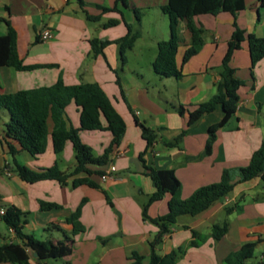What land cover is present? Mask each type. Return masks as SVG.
<instances>
[{"label":"crops","instance_id":"obj_1","mask_svg":"<svg viewBox=\"0 0 264 264\" xmlns=\"http://www.w3.org/2000/svg\"><path fill=\"white\" fill-rule=\"evenodd\" d=\"M84 2L86 6L82 7L78 0H0L3 19L0 35L6 34L9 26L13 27L23 62L46 65L26 71L0 66V94L51 85L59 77L66 84H100L124 120L126 133L105 166L90 165L89 168L104 172L114 165L116 177L102 180L96 173L79 175L88 176L96 187L87 184L74 187L73 177L65 185L56 180L35 183L22 180L15 171V162L37 170L57 163L62 171H72L76 164L73 145L68 142L63 152L56 155L50 140L45 158L46 152L33 157L26 151L13 157L1 143L9 113L0 109V179L8 178V181L4 179L5 192L0 191V203L4 204H0V210L15 206L26 213L25 233L58 241L72 235L73 225L67 219L80 207L79 221L85 231L74 236L72 254L61 258L65 264H130L133 253L142 255L143 263L148 264L152 242L160 231V225L153 219L168 213L171 195L151 203L145 216L144 205L154 186L146 170L138 171L133 161L139 159L143 166L173 169L181 182L179 198L182 200L199 187L218 182L224 169L249 163L254 151L264 142V57L251 67L246 36L252 33L264 37V6L260 0H245V8L236 15L222 11L196 16L195 21L204 29V45L182 66V77L175 78L159 76L152 65L159 41L169 38V19L161 8L167 0H127L128 6L117 4L120 12L103 14L92 4L114 7L117 0ZM135 9L139 10V18ZM87 13L101 14V18L90 20ZM110 19H117L118 23L105 26ZM145 23L149 24V30H154L149 54L138 50ZM235 23L244 31V39L234 51L231 65L235 76L245 84L238 91L236 111L216 131L211 151L206 153L209 127L223 118L222 107L204 114L190 127L187 118L190 110L216 93L222 59ZM127 24L140 36L122 61L120 45L114 41L128 33ZM46 27L52 30L53 38H41V31ZM179 33L182 42L177 54L178 65L190 43L185 20L179 22ZM94 38L111 41L104 48V55H94L90 44ZM180 105L184 108L183 115L178 111ZM66 111L72 125L79 127L78 106L72 102ZM136 121L157 132L158 137L150 147ZM183 130L187 131L178 139ZM80 137L96 155H101L112 140V134L105 130H82ZM34 158L41 159V163L33 166ZM263 181L258 176L238 183L207 210L180 216L156 243L155 252L159 255L176 252L177 264H229L226 258L230 253L246 243H255L254 255L247 263L264 264L261 259L264 255ZM41 202L56 206L42 209ZM215 224L227 225L219 240L212 235ZM16 240L11 227L0 230V245ZM5 263L9 262L0 264ZM32 263L40 264V261L32 259ZM46 263L50 264L49 260Z\"/></svg>","mask_w":264,"mask_h":264},{"label":"trees","instance_id":"obj_2","mask_svg":"<svg viewBox=\"0 0 264 264\" xmlns=\"http://www.w3.org/2000/svg\"><path fill=\"white\" fill-rule=\"evenodd\" d=\"M82 7L86 6L84 0H78ZM128 6L127 0H117L114 7L98 5L102 14L109 11H119L117 4ZM264 6V0H260ZM162 11L169 19V38L158 43L157 55L153 61L154 71L161 77H182V66L199 53L204 45V29L195 21V17L204 14H218L230 12L236 15L245 8V0H167ZM139 18V10L135 9ZM87 18L98 21L100 15L87 13ZM3 19L0 17V22ZM186 21V29L190 34V43L186 45L177 63V54L181 46L179 22ZM117 19H110L105 26H113ZM235 29L228 41L227 51L222 59L220 79L217 82L216 93L207 101L199 103L189 111L187 126L194 125L204 114L210 113L221 106L224 112L223 118L209 127L206 153L211 151L212 143L216 138V131L224 126L237 108L239 101L238 91L245 82L235 76V68L231 65L234 51L240 48L244 39V31L235 23ZM128 26V33L114 41L120 45V56L125 60V52L131 49L135 40L140 36ZM251 67L264 57V37H257L252 33L247 34ZM111 41H101L94 38L90 40L94 55H104V48ZM0 66H10L17 70H33L46 65H27L19 56L16 30L9 26L6 34L0 35ZM74 102L80 111V125H72L67 107ZM0 109L9 113V120L5 124L1 143L4 150L13 157L22 152H28L33 157H38L46 152L49 141H52L56 155L63 152L68 142L73 145L76 164L72 171H62L57 163L47 168L31 169L24 164L15 162V171L18 176L28 182L35 183L43 180H56L61 185L67 184V180L73 177L72 185L77 187L82 184L96 187L97 184L88 176L93 173L102 175L103 171H92L89 166H105L109 156L117 148L126 133V124L119 113L113 107L110 99L97 82L66 84L62 77L51 85H42L28 89H20L13 93L0 94ZM181 115L184 114L183 106L178 107ZM141 128L142 136L147 142V147L157 139L158 134L153 129L136 121ZM82 130H105L112 134L109 146L101 155H96L91 146L84 143L80 137ZM187 130H183L181 138ZM177 139V140H178ZM143 162V160H142ZM146 174L152 180L154 192L149 196L144 205V215L147 216V208L164 195L170 194L168 213L153 219L160 225V231L152 242V254L148 264H177V253L171 252L159 255L155 252V245L161 236L168 231L169 226L182 215H197L207 210L215 201L227 196L238 183L249 181L261 176L264 180V142L254 151L249 163L243 167L226 168L223 170L218 182L199 187L186 199L179 198L181 182L173 169H158L152 165H145ZM86 173L88 176L80 177ZM54 203L41 202V208H51ZM80 207L67 221L72 223V236H66L63 240L38 239L24 232L26 213L13 205L7 206L5 213H0V219L11 227L17 240L0 245V263L33 264L32 259H40V264H47L51 258H63L73 252L74 236L85 231L84 225L79 221ZM227 231V225L215 224L212 235L219 240ZM255 243H246L237 251L230 253L226 261L229 264H260L247 263L254 255ZM36 253V255H35ZM130 264H144L142 255L133 253Z\"/></svg>","mask_w":264,"mask_h":264},{"label":"rangeland","instance_id":"obj_3","mask_svg":"<svg viewBox=\"0 0 264 264\" xmlns=\"http://www.w3.org/2000/svg\"><path fill=\"white\" fill-rule=\"evenodd\" d=\"M92 6H94V7H98V5L96 4H92ZM148 25L149 24H147V23H145V25H144V27H146V29H144V31H143V33H144V38H143V40L138 44V50L140 51V50H142V51H144V53H150V50H149V48H150V46L152 45V39H153V35H154V30H149V27H148ZM136 31V30H135ZM148 57V56H147ZM143 65H144V69H146L147 68V62L146 61H144L143 63H142ZM149 67H150V65H149ZM47 154H48V152H46V154L44 155V158L47 156ZM33 163H34V165L33 166H35V165H38V164H40L41 163V159H38V160H36L35 158H34V160H33ZM27 167H29V168H31V169H34V170H37V169H35L34 167H31V166H29V165H26ZM4 179L5 178H3V179H0V191L1 192H5L4 190H6V186H4L5 184V182H4ZM5 180H7L8 181V178H6ZM263 183H264V181H263ZM0 204H2V205H4L3 203H0ZM7 226H6V224L3 222V220H1L0 219V230H3L4 228H6ZM72 236V235H71ZM39 238H41V237H39ZM49 263L50 264H65L62 260H61V258H51V259H49ZM5 264H9V263H5Z\"/></svg>","mask_w":264,"mask_h":264},{"label":"built area","instance_id":"obj_4","mask_svg":"<svg viewBox=\"0 0 264 264\" xmlns=\"http://www.w3.org/2000/svg\"><path fill=\"white\" fill-rule=\"evenodd\" d=\"M40 35H41V38H42V39H45V40L53 38V32H52V30L49 29V28H47V27L44 28V29L41 31V34H40ZM116 171H117L116 166L111 165V166L109 167V169H108L107 171H105V172L101 175V179H102V180H108V179H111V178L116 177ZM117 178H118V177H117ZM0 213H1V214L5 213V210H4V209H1V210H0ZM261 259L264 260V255H262Z\"/></svg>","mask_w":264,"mask_h":264},{"label":"water","instance_id":"obj_5","mask_svg":"<svg viewBox=\"0 0 264 264\" xmlns=\"http://www.w3.org/2000/svg\"><path fill=\"white\" fill-rule=\"evenodd\" d=\"M133 162H134L136 169L138 171H144L145 170V167L142 165V163L139 159H135ZM35 255H36V253H35ZM38 260L40 261V259H38Z\"/></svg>","mask_w":264,"mask_h":264}]
</instances>
